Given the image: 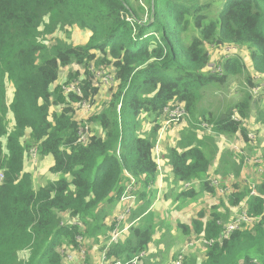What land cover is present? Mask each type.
Wrapping results in <instances>:
<instances>
[{
    "label": "trees",
    "instance_id": "16d2710c",
    "mask_svg": "<svg viewBox=\"0 0 264 264\" xmlns=\"http://www.w3.org/2000/svg\"><path fill=\"white\" fill-rule=\"evenodd\" d=\"M143 2L0 0V264H65L60 250L65 242L75 252H87L90 246L83 239L98 235L104 209L118 204L125 189L126 173L137 182L139 204L126 220L127 234L109 246L106 257L126 262L146 254L157 229L149 210L160 171L156 160L170 166L175 200L188 203L197 193L194 186L183 189L185 183L216 193L211 180L218 176L210 173L216 146L197 132L215 137L239 133L247 140L251 102L263 101L264 92L247 94L243 102L213 116L202 109L200 90L229 76H244L250 88L256 86V76L264 78V0H225L217 16L206 0ZM68 28L88 31L87 43L62 42L56 33ZM226 48L249 51V61L234 51L217 61L221 69L212 73L211 50ZM64 70L65 82L77 83L81 95L53 88ZM103 70L115 79L108 102L76 119L78 102L92 107L98 102L95 73ZM8 83L14 88L10 104ZM177 104L186 115L177 124L167 123L165 109ZM263 112L262 107L264 119ZM142 116L149 117L152 127L139 134ZM178 124L187 128L162 155L161 135ZM83 132L85 141L80 140ZM32 151L51 157L49 172L54 174V180L37 189L22 168L24 154ZM256 190L258 196L247 203L251 228L235 231L221 243V223L229 219L217 206L208 217L201 211L190 226L176 225L185 237L183 245L213 244L203 247L200 262L180 252L171 264H264V182ZM248 193L222 199L236 206Z\"/></svg>",
    "mask_w": 264,
    "mask_h": 264
},
{
    "label": "rangeland",
    "instance_id": "374dc122",
    "mask_svg": "<svg viewBox=\"0 0 264 264\" xmlns=\"http://www.w3.org/2000/svg\"><path fill=\"white\" fill-rule=\"evenodd\" d=\"M134 4H144L143 0H138V2L136 3V0H131ZM200 3H205V0H199ZM219 1V2H218ZM206 2H209L210 5V11L212 13V16H217V14L222 10L223 5L225 3V0H206ZM218 2V3H217ZM214 3V4H213ZM146 4V3H145ZM145 6V5H144ZM147 8V7H146ZM147 12L144 15V20L147 18ZM211 16V17H212ZM68 30V31H67ZM66 31H58L56 34L59 37V39L62 40V42H67L68 45H72V46H80V45H84L85 43H87L88 41V37H89V32L86 30H80L78 28H68ZM55 34V35H56ZM70 37V38H69ZM69 38V39H68ZM231 49V48H229ZM207 51H209V48H207ZM240 53H239V52ZM236 53H239L244 59L249 61V56H250V52L245 50V49H241V50H236ZM224 53H231L233 54V52H229V50L226 49H222L220 51H217L215 49H212L210 54V61L213 63H216L219 60L224 59ZM248 67H250L248 65ZM74 70V69H72ZM66 75V70H64L63 72H60V78L59 80L54 84V87H59L60 88V81L61 78H65ZM243 78V80H242ZM256 82V86L259 84L263 85V89L261 91H259L258 94H253L250 87H246L245 81H244V76H229L227 79H225L223 82H216L213 81L210 84H208L207 86L203 87L200 90V93L202 95V100H201V107L202 109L205 110H209L213 116H217L219 115V113L223 112L224 110H226L228 107L232 108L234 105L243 102V99L246 97L247 94H249L251 96H258L260 93L264 92V78H261V81L259 79H255ZM257 82H261V83H257ZM255 86V87H256ZM107 87H104L105 91L109 92V89H106ZM103 92V90H100L99 88V93ZM240 97L237 101L234 100V96L235 95H239V96H243ZM107 95V96H106ZM13 96H14V88L12 87V85L10 83H8L6 85V98H7V103L10 104L13 100ZM255 97V98H256ZM97 98V96H96ZM98 96V102L96 104L93 105V110L92 112H94L96 110V105L98 103H100L99 101H104L107 98V101L109 100V94H103L102 98ZM100 99V100H99ZM259 100V99H258ZM261 100V99H260ZM259 100V101H260ZM83 109L82 107H79L78 105L76 106V109ZM200 108V107H199ZM50 110H56L59 111V108L56 109L54 106H51ZM85 112H88V108L86 107ZM7 118L10 120V124L9 127L13 126L12 123V119L13 116L11 113H7ZM139 129H138V133L142 134V132H145L147 130H149L152 125L150 124V120L148 116H142L140 118L139 121ZM179 125H175L174 127H179ZM204 126V125H203ZM264 130V128L262 126L259 125V133H261ZM204 132H201V135H203ZM255 135V134H254ZM257 136V135H255ZM162 137V135H161ZM171 135H168L167 138L170 141L171 139ZM220 140V139H219ZM254 140H256V138H254ZM3 141V140H2ZM253 141V140H251ZM258 141V139H257ZM221 142V140H220ZM255 142V141H254ZM5 142H3L4 144ZM259 143V141H258ZM240 144V143H238ZM227 145H231L229 142L227 143ZM248 146L246 143L243 144L242 148L244 150L243 154L244 156L248 155L247 153V149ZM242 150V151H243ZM239 154V153H238ZM236 155V161L238 162V164L241 167H244V172L241 176L246 175L249 171L253 172L251 170H249V168H252L254 171H257L258 169H264V160H260L259 163H252L253 161L250 160L249 158H253V157H249V158H245L244 156L243 159L242 157ZM240 155V154H239ZM248 157V156H246ZM257 157V156H256ZM261 157V156H259ZM157 164L158 167L160 169V161L157 160ZM253 164V165H252ZM252 165V166H251ZM52 166V160L50 156H44V157H39L35 154V152H27L24 154V158H23V163H22V168L25 172H27V174H29L32 184H33V188L37 189L40 186H44L46 184L47 181H52L54 180V174L49 172V168ZM248 175H250L248 173ZM248 175L244 176L243 178H236L234 177L233 173L229 174L228 177H215V181L216 183L218 182L219 185H222L223 183H228L229 180H235V183L242 189V193L244 191H249L248 195H251L252 192V187L255 186V184L257 182L253 181ZM4 180V175H3V171H0V183H2V181ZM204 192H207L205 190H203ZM157 196L156 199L154 200V203L156 202H161V198L159 197V195L161 193H163V189H157ZM175 192H177L176 189H174L173 193H171V197L173 199L176 198V194ZM224 192V189H217L216 194L218 195V199L221 200L223 202V205H219V203L217 204V207L220 209L219 211L222 213V215L226 216L228 219H230V217L232 218L233 216V211H231L233 208H235L236 206H230L228 202H224L222 199V194ZM209 193V192H207ZM210 195V194H208ZM226 195V194H225ZM228 196L231 195V191L228 192L227 194ZM136 196V207L138 206L139 202L138 200L139 198V192L135 193ZM247 197L244 198V200ZM217 199V200H218ZM153 202V201H152ZM142 203V201H141ZM140 203V204H141ZM153 203V204H154ZM180 204L183 203V199H179L178 202L176 204ZM111 207H107L104 209L103 213H102V220H100L98 222V224L101 225L100 230L96 233L98 234L96 237L100 236L98 238V240L96 239V237H92V236H86L85 237V243H87L88 245L92 246L95 245L97 247H94L95 250H97L99 253V258H100V263L101 264H111L112 262H114V259H109L106 257V251L109 248L110 245V239H111V233L113 230V224L111 225L112 221L114 220L113 218L115 217V213H113V209ZM117 207L119 208L118 211L121 209V206L117 205ZM134 207L132 209V211L136 208ZM228 207V208H227ZM154 208V207H153ZM169 209V207L166 209V211ZM150 211L153 210L152 207H150L149 209ZM132 211L130 212L129 216L132 214ZM110 214V215H109ZM154 214L155 216L159 217L156 218V230L154 232V238H153V242L151 244V247L148 249L147 253L143 254L142 257L140 258V263L141 264H171V262H174L175 256L178 253H183V254H193L195 257H197L198 262H200L203 259L204 253H203V247H206L207 245L205 244H196L193 246L189 245H183V241L185 240V237L181 235L180 230L175 226V224L172 222V217H168L170 215H168L165 219H162L161 217L163 216L161 213V210H154ZM128 216V217H129ZM128 219V218H127ZM102 223V224H101ZM116 223V222H115ZM129 221H126L124 224L121 225V227H128L129 225ZM81 224V223H80ZM169 224V225H166ZM89 224V228H90ZM105 227L109 228V231L104 232ZM128 232V228L125 229L124 234L120 235L117 238V241L122 239L123 236L125 234H127ZM101 238V239H100ZM114 243V242H113ZM178 243L180 244L179 246ZM101 248H103L101 250ZM62 254H64V256H66L64 259L66 264H91V260L88 257L86 261H83L82 256H80V252H75V249L73 247V245H68L67 242L64 243L63 247L60 248ZM142 260V261H141ZM120 262V261H119ZM143 262V263H142ZM176 263V262H175ZM174 263V264H175Z\"/></svg>",
    "mask_w": 264,
    "mask_h": 264
},
{
    "label": "crops",
    "instance_id": "0c3cea01",
    "mask_svg": "<svg viewBox=\"0 0 264 264\" xmlns=\"http://www.w3.org/2000/svg\"><path fill=\"white\" fill-rule=\"evenodd\" d=\"M65 81H66V77L64 79L62 77L60 84H62ZM100 90H103V89L100 88ZM103 94H109V92L103 90V92L101 91L98 96H100L102 98ZM242 94H243V96L235 95L234 100L237 101L240 97H244V95H246L244 93H242ZM99 102L107 103L108 101L106 98L104 101L100 100ZM263 104H264V100L261 101L260 103H256L255 100H252L251 111H250V114L248 116L247 122L245 123V129H246L247 135H249L251 133L257 135V136H255V138H256V140H254L255 142L250 141L248 138L245 141L241 140V138L239 137L240 136L239 133H236L232 137H228V136L227 137L226 136H220V137L216 136L215 137L213 135L210 136L207 133H204V135H201V132H197L199 138L200 137L203 138L204 136H209L210 138H212L214 141V144L216 146V154L214 155V157L212 159V165L210 167V173L216 174L218 177H228L229 174L233 173L234 177H236V178H239V177L243 178L244 176L248 175V173H249L250 175H248V176L253 181L257 182V184H258L257 186H259L260 184H262L264 182V172L262 175H259L252 168H249V170H251L253 172L249 171L246 175L241 176L244 172V169H243L244 167H241L238 164V162L236 161V155L232 151L231 147L229 145H227V143L228 142L230 143L233 138H236L238 143H240L239 146L241 148H242L244 143L249 145L248 149H247L248 155H246V156H248V157L261 156L264 159V130L261 133L258 132L259 131V125L264 128V119L260 118V115H259V110L262 107L264 108ZM256 105L258 107V110L254 109ZM92 110H93V107L87 113L83 109L78 108L76 110V113H75L76 119L80 120V119L86 118L87 116L90 115ZM263 114H264V112H263ZM263 114H262V116H263ZM183 128H187V125L186 124L179 125V127H174V128H172V130L169 129L167 133L165 132L162 134V137L160 140V145H159L161 148V153L163 152L162 155L164 154V151H166V149L169 146L175 144V142H174L175 139H178V140L180 139V131H182ZM168 135L172 136L170 141L167 138ZM219 139L221 140V142ZM257 139H258L259 143H258ZM242 150H243V148H242ZM243 152H244V150H243ZM159 161H160V171L158 174V179H157L156 183L153 185L152 190L155 192V196H157V193H158L157 189L162 188L164 192L159 195V197L161 198V200H160L161 202L154 203V200L156 199V197L154 198L152 205H151V207L153 209L152 212H154V210L157 211L158 209L161 210V213L163 215L161 217L162 219H165L168 215H170L168 217H172V219H173L172 222L175 224V226L179 225V224L190 226L192 223V220L196 219L198 214L201 211H203L204 215L206 217H208V215L210 213L209 210H211L212 208L215 209L217 204L220 201L218 199V195L216 193L213 195V194L204 192L202 190V188L199 187L198 184H196L193 189L197 193V197L188 203L183 202L180 204L179 203L176 204L178 201H176L175 199H173L171 197V193H173V191L175 189V185H174L173 180L171 178L170 166L166 163L165 160L162 161L159 159ZM227 186H228L227 188L231 191V194L242 193V189L235 183V180L231 181L230 183H227ZM215 192H217V191L215 190ZM208 194H210V195H208ZM224 202L226 203L227 201H224ZM117 205L118 204H116L114 209L112 210L113 213L116 212L115 214H117L118 209H119L117 207ZM168 207H169V209L166 211V209ZM217 210H220V209L217 207ZM156 218H159V217L155 216V220H157ZM96 239H97V237H96ZM179 245L180 244L178 243L177 246H179ZM94 247H97V246L92 245L87 249V252H85V255H84L85 261L89 257L91 260V264H101L99 254H97L99 252L97 250H95ZM150 247H151V245L149 246V248Z\"/></svg>",
    "mask_w": 264,
    "mask_h": 264
},
{
    "label": "built area",
    "instance_id": "2783aa9c",
    "mask_svg": "<svg viewBox=\"0 0 264 264\" xmlns=\"http://www.w3.org/2000/svg\"><path fill=\"white\" fill-rule=\"evenodd\" d=\"M227 50H229V52H233L236 51L235 49L231 48H227ZM231 53H224L223 58L227 59L231 56ZM211 68H212V73L214 72H219L221 67L218 65V63H213L211 64ZM95 76L97 77V81L95 82V85L98 88H101L103 90L104 87H107L106 89H110L115 85V79L113 77V75L111 73H108L107 71L103 70V71H98L95 73ZM255 79H258V77L256 76ZM256 83V82H255ZM263 89V85L259 84L256 87L252 88L251 91L253 94H258L259 91H261ZM60 90L63 94H74L76 96L81 95V89L80 86L77 85V83H75L74 81L71 83H63L60 87ZM82 107L83 110H85V108H88V112L90 111V109L92 108L91 105H89L87 102H78L76 104V106ZM87 112V113H88ZM165 113H166V120L167 123H179L180 120L186 115V111L183 105L177 104L175 105L173 108L171 109H165ZM86 132H83L82 136L80 137L81 141H85L86 140ZM247 138L251 141H254L255 135L253 133L247 135ZM230 147L232 149V151H235L237 153H239L240 155L244 156L242 148L239 146L238 141L236 138H233L232 141L230 142ZM35 152V151H32ZM31 152V153H32ZM36 154V152H35ZM245 158H249L244 156ZM250 160H252V163H259L260 160H264L262 157H253V158H249ZM157 161V160H156ZM253 165V164H252ZM251 165V166H252ZM259 175H262L264 172V169H258L256 171ZM128 182L125 186V189L118 201V205L121 206V209L117 212V214L114 217V220L112 221L111 225L113 224V230L111 233V239H110V244L111 245L113 242L117 241V238L125 231V229L127 227H121L122 224H124L130 214V212L132 211V209L134 207H136V196L135 193H137L138 191V185L136 180L131 177L129 174L126 173ZM215 178H212L211 180V186L214 187V189H224V192L222 195L228 194V192L230 191L227 187V183H223L222 185H219V183L215 181ZM233 180H229L228 183H230ZM196 185V184H195ZM195 185L191 184V183H185L182 185L183 189H190L192 188V186L195 187ZM257 183L255 184V186L252 187V192L251 195L247 196V198L245 200L242 201V203H240L239 205H237L235 208H233L231 211H233V216L232 218L230 217L229 220H227V222L225 223H221L222 224V235L219 237L218 239V243H221L223 240L228 239L229 236L235 232L238 231L240 229H250L251 228V219L248 217V212H247V203H248V199L250 197H256L258 196V194L256 193V187H257ZM116 222V223H115ZM73 225H78L81 227L80 222H78L77 220H72L71 222ZM80 240V237L78 238ZM84 243H85V239ZM205 245L211 246L213 244V241L207 242V241H203L202 242ZM197 243H192L190 244V246L196 245ZM80 256H82L81 259H83V261H85L84 255H85V250L84 249H80ZM143 254L139 255V256H135L132 259H130L129 261L126 262H112L111 264H140V258L142 257ZM179 261V260H178ZM176 264H180L179 262H176Z\"/></svg>",
    "mask_w": 264,
    "mask_h": 264
},
{
    "label": "clouds",
    "instance_id": "9594fccd",
    "mask_svg": "<svg viewBox=\"0 0 264 264\" xmlns=\"http://www.w3.org/2000/svg\"><path fill=\"white\" fill-rule=\"evenodd\" d=\"M223 60V59H222Z\"/></svg>",
    "mask_w": 264,
    "mask_h": 264
}]
</instances>
